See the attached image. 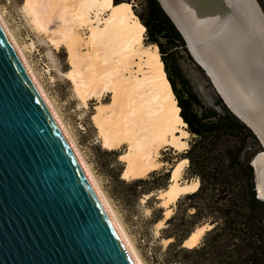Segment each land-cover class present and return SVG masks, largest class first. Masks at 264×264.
Returning a JSON list of instances; mask_svg holds the SVG:
<instances>
[{
    "label": "bare ground",
    "instance_id": "bare-ground-1",
    "mask_svg": "<svg viewBox=\"0 0 264 264\" xmlns=\"http://www.w3.org/2000/svg\"><path fill=\"white\" fill-rule=\"evenodd\" d=\"M162 1L180 27L184 25L189 33L188 36L185 35L190 41L192 55L196 59L200 56L210 69L216 70V85L223 83L224 78L230 82V78L223 72L226 68L237 69L250 80L253 77L249 91H244V97L253 107L252 114L257 120L254 124L264 134V56L261 50V45L264 46V15L255 0H235L242 13L236 14L233 19L229 18L227 22L223 13H227V8L223 6V12H216L218 18H215V24L202 22L195 36L181 15L182 4L177 0ZM23 6L37 32H48L51 22L60 20L61 27L56 29L54 36L49 37L50 42L58 50L62 47L67 49L71 65L67 76L72 81L74 93L82 105L87 107L90 100H97L92 119L103 148L113 151L127 146L126 152L120 156L125 163L123 179L135 181L159 170L164 165L159 160L160 152L164 148L171 147L180 152L188 148L186 138L190 132L180 115L181 110L171 90L158 47L145 46L146 28L140 23L130 2L114 5L113 0H26ZM0 26L67 135L135 264H144L120 216L102 191L1 14ZM84 27L90 30L87 37L79 34V29ZM210 34L213 37L208 42V48L202 39ZM84 47L88 52H83ZM255 71L259 73V79L253 75ZM109 94L110 102H103L104 96ZM256 161L263 186L261 191L264 192V152ZM187 162L188 160H182L177 163L171 171L169 186L158 194L161 206L167 208L166 217L170 216L180 197L199 188L198 180L186 184L181 182L182 171ZM161 223L163 220L158 225ZM210 228L208 225L197 227L184 245L189 248L198 245ZM172 240L166 239L169 242Z\"/></svg>",
    "mask_w": 264,
    "mask_h": 264
},
{
    "label": "water",
    "instance_id": "water-1",
    "mask_svg": "<svg viewBox=\"0 0 264 264\" xmlns=\"http://www.w3.org/2000/svg\"><path fill=\"white\" fill-rule=\"evenodd\" d=\"M177 1L182 4L181 15L194 36L202 22L215 24L216 12H223V6L227 8V13L223 12L226 22L242 13L235 0ZM159 2L190 51L186 28L180 27L162 0ZM255 2L264 15L259 2ZM178 9L180 12V5ZM212 37L210 34L202 39L208 48ZM261 50L264 56L263 45ZM192 56L212 78L228 108L253 130L262 144L263 150L253 157L251 164L257 196L264 201L256 161L264 152V134L254 124L257 120L253 107L244 97L253 77L250 80L237 69L226 68L223 72L230 82L224 78L223 83L216 85V70L210 69L200 56ZM253 75L260 77L257 71ZM185 241L183 246L187 247ZM0 264H135L67 135L1 26Z\"/></svg>",
    "mask_w": 264,
    "mask_h": 264
},
{
    "label": "trees",
    "instance_id": "trees-1",
    "mask_svg": "<svg viewBox=\"0 0 264 264\" xmlns=\"http://www.w3.org/2000/svg\"><path fill=\"white\" fill-rule=\"evenodd\" d=\"M264 11V0H257ZM123 0H113L114 5ZM134 11V9H133ZM139 16L148 42L157 44L180 115L194 139L181 155L189 160L187 179H198L199 188L180 197L177 212L168 219L164 234L173 239L167 249L172 264H264V201L256 192L253 157L263 150L253 130L217 95L206 103L178 65L188 47L159 0H144ZM116 150L112 153L116 154ZM182 161V160H181ZM171 171H153L138 185L163 180L148 193L169 186ZM213 226L194 247L183 242L200 226Z\"/></svg>",
    "mask_w": 264,
    "mask_h": 264
},
{
    "label": "rangeland",
    "instance_id": "rangeland-1",
    "mask_svg": "<svg viewBox=\"0 0 264 264\" xmlns=\"http://www.w3.org/2000/svg\"><path fill=\"white\" fill-rule=\"evenodd\" d=\"M25 1L0 0L2 18L18 44L22 47L38 80L71 133L102 191L109 199L116 213H118L117 215L120 216L118 217L122 221L144 264H172L167 260V249L171 241H166L164 230L169 226L167 224L168 219L177 212V205L172 208L170 216L166 217L167 208L161 206V200L158 198V194L164 188L152 191L151 193L155 195L149 196L150 198L144 196L151 194L147 190L149 187L154 186L156 183L162 184L163 180L152 181V183L141 184L137 188H132L129 184L134 181L122 178L125 163L120 159V156L126 152L127 146L116 150V154L103 148L92 119L96 111L97 100H90L87 107L82 105L80 99L74 93L72 81L67 76L68 71L71 69L67 49L62 47V49L58 50L50 42V38L54 36L55 31L61 27L60 20L52 21L48 32H37L33 23H31V18L23 9ZM123 1H129L134 11L137 10L138 12L141 11L144 3V0ZM79 34L82 37H87L90 34V30L88 27H84L79 29ZM147 34L146 29L144 34L145 46L154 48L156 45L160 52L157 44L148 42ZM83 52H88V49L84 47ZM137 61L139 60L137 59ZM177 62L184 74L190 79L198 95L206 103L213 104L215 97L217 95L220 96V94L206 71L195 61L189 49L188 52L182 51L180 53L177 57ZM135 67V70H137V65ZM110 100L111 95L109 94L104 96L103 102H110ZM186 129L188 130L187 127ZM193 139L194 136L192 134L186 138L188 148ZM184 151L180 152L171 147L161 150L159 160L164 162V165L156 171H172L178 162L184 160L181 159ZM189 164L188 160L182 171L181 182L183 184L198 180L187 179L186 172ZM151 176L152 172L145 178H151ZM162 220L163 223L158 225ZM205 234L200 242L203 241Z\"/></svg>",
    "mask_w": 264,
    "mask_h": 264
}]
</instances>
